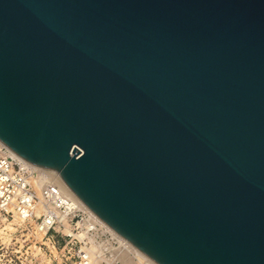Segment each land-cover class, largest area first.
<instances>
[{
    "label": "water",
    "instance_id": "obj_1",
    "mask_svg": "<svg viewBox=\"0 0 264 264\" xmlns=\"http://www.w3.org/2000/svg\"><path fill=\"white\" fill-rule=\"evenodd\" d=\"M0 140L158 264H264V0H0Z\"/></svg>",
    "mask_w": 264,
    "mask_h": 264
},
{
    "label": "built area",
    "instance_id": "obj_2",
    "mask_svg": "<svg viewBox=\"0 0 264 264\" xmlns=\"http://www.w3.org/2000/svg\"><path fill=\"white\" fill-rule=\"evenodd\" d=\"M6 221L21 238L11 242L0 236V264H120L118 257L128 249L126 239L47 169L0 140V223Z\"/></svg>",
    "mask_w": 264,
    "mask_h": 264
},
{
    "label": "bare ground",
    "instance_id": "obj_3",
    "mask_svg": "<svg viewBox=\"0 0 264 264\" xmlns=\"http://www.w3.org/2000/svg\"><path fill=\"white\" fill-rule=\"evenodd\" d=\"M127 251L122 253L118 259L120 260V264H124L123 261H127L131 258L135 259L136 264H158L151 257L146 255L144 252L134 247L129 242L127 243Z\"/></svg>",
    "mask_w": 264,
    "mask_h": 264
},
{
    "label": "rangeland",
    "instance_id": "obj_4",
    "mask_svg": "<svg viewBox=\"0 0 264 264\" xmlns=\"http://www.w3.org/2000/svg\"><path fill=\"white\" fill-rule=\"evenodd\" d=\"M15 227H16V225L12 222L6 221L3 223H0V236L3 239H5L6 241L11 240V242H12V241H14L15 238H19V240H20V238H21L20 232H19V230H15ZM25 236H27V235H25ZM31 238L32 237L30 236L29 239H31ZM38 238L39 237H37V239ZM33 241H35V239L32 238V240L28 241V242L33 244L34 243ZM35 245H37V246L40 245V242H38V241L35 242ZM123 263L124 264H136L134 258H131L125 262L123 261Z\"/></svg>",
    "mask_w": 264,
    "mask_h": 264
}]
</instances>
